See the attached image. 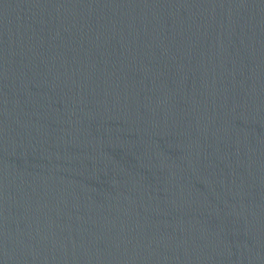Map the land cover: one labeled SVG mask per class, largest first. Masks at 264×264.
Wrapping results in <instances>:
<instances>
[{"label": "water", "instance_id": "water-1", "mask_svg": "<svg viewBox=\"0 0 264 264\" xmlns=\"http://www.w3.org/2000/svg\"><path fill=\"white\" fill-rule=\"evenodd\" d=\"M0 264H264V0H0Z\"/></svg>", "mask_w": 264, "mask_h": 264}]
</instances>
